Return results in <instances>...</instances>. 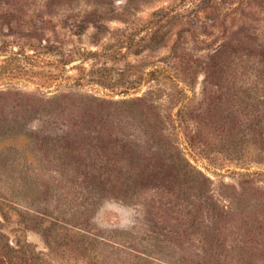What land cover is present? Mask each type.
<instances>
[{
	"label": "rangeland",
	"instance_id": "374dc122",
	"mask_svg": "<svg viewBox=\"0 0 264 264\" xmlns=\"http://www.w3.org/2000/svg\"><path fill=\"white\" fill-rule=\"evenodd\" d=\"M0 252L264 264V0H0Z\"/></svg>",
	"mask_w": 264,
	"mask_h": 264
},
{
	"label": "trees",
	"instance_id": "16d2710c",
	"mask_svg": "<svg viewBox=\"0 0 264 264\" xmlns=\"http://www.w3.org/2000/svg\"><path fill=\"white\" fill-rule=\"evenodd\" d=\"M247 5H249V7L255 6V4L252 2H249ZM8 256H9V253H8ZM8 256L7 255L5 256L3 254L1 255V252H0V264H37L33 259H30L25 256L22 257L21 255H16L14 259L7 260Z\"/></svg>",
	"mask_w": 264,
	"mask_h": 264
},
{
	"label": "clouds",
	"instance_id": "9594fccd",
	"mask_svg": "<svg viewBox=\"0 0 264 264\" xmlns=\"http://www.w3.org/2000/svg\"><path fill=\"white\" fill-rule=\"evenodd\" d=\"M129 223H130V221H129Z\"/></svg>",
	"mask_w": 264,
	"mask_h": 264
},
{
	"label": "water",
	"instance_id": "95a60500",
	"mask_svg": "<svg viewBox=\"0 0 264 264\" xmlns=\"http://www.w3.org/2000/svg\"><path fill=\"white\" fill-rule=\"evenodd\" d=\"M74 63V62H73Z\"/></svg>",
	"mask_w": 264,
	"mask_h": 264
}]
</instances>
